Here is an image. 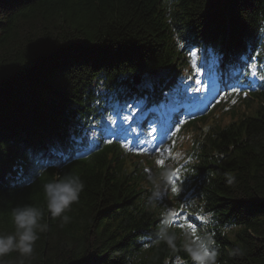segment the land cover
Returning a JSON list of instances; mask_svg holds the SVG:
<instances>
[{
  "label": "trees",
  "instance_id": "obj_1",
  "mask_svg": "<svg viewBox=\"0 0 264 264\" xmlns=\"http://www.w3.org/2000/svg\"><path fill=\"white\" fill-rule=\"evenodd\" d=\"M225 4L229 52L264 34V0H0V234L14 233L12 211L23 205L39 208L46 225L30 256L11 252L3 264L183 263L176 233L167 232L174 247L159 239L141 179L123 172L117 146L37 175L46 163L40 152L72 144L96 87L112 91L135 74L183 69L185 38L218 42ZM259 99L255 112L235 113L207 133L187 126L207 150L204 211L233 233L215 236L217 264H264V94ZM66 175L84 188L63 223L47 211L43 186Z\"/></svg>",
  "mask_w": 264,
  "mask_h": 264
},
{
  "label": "clouds",
  "instance_id": "obj_2",
  "mask_svg": "<svg viewBox=\"0 0 264 264\" xmlns=\"http://www.w3.org/2000/svg\"><path fill=\"white\" fill-rule=\"evenodd\" d=\"M84 188L78 176L66 175L56 181L43 186L47 211L52 217H60L63 223L70 220L68 215H62L70 206L79 199V194ZM42 211L39 208L23 205L13 209L12 222L15 231L12 234H0V257L17 252L23 257L30 256L33 252L34 242L39 238L37 230L45 231L46 225L40 223ZM159 239L174 247L175 236L168 235L166 227H162ZM215 244L211 236L198 238L194 243H186L184 248L193 264H217V253L210 250ZM3 264V261H0ZM20 264H24L21 260Z\"/></svg>",
  "mask_w": 264,
  "mask_h": 264
},
{
  "label": "snow or ice",
  "instance_id": "obj_3",
  "mask_svg": "<svg viewBox=\"0 0 264 264\" xmlns=\"http://www.w3.org/2000/svg\"><path fill=\"white\" fill-rule=\"evenodd\" d=\"M207 66H208V61L205 60V59H202L201 62H200V68H201V70L206 69ZM129 107L135 109V108L138 107V105L135 104V103H132L131 105H129V104H124V105H121V106H120V108H122L123 110H124L125 108H129ZM122 112H123V111H122ZM123 119H124V120H134V121H136L137 124H140V123H141V120L143 119V112H141V118H140V119H137L136 113H135L134 111L131 112L130 114H125V115L123 116ZM115 134H116V133L113 132V135H115ZM158 163L162 166V165L164 164V161H163V160H160V161H158ZM176 191H177V189H176L175 187H173V188H172V192L175 194ZM172 215H176V213H172ZM188 227L191 229L193 226H192V225H188ZM193 235H195L194 230H193Z\"/></svg>",
  "mask_w": 264,
  "mask_h": 264
},
{
  "label": "bare ground",
  "instance_id": "obj_4",
  "mask_svg": "<svg viewBox=\"0 0 264 264\" xmlns=\"http://www.w3.org/2000/svg\"><path fill=\"white\" fill-rule=\"evenodd\" d=\"M232 112L233 113H231V112L229 113L231 115V117L229 119L230 121L234 120V116H235V112L234 111H232Z\"/></svg>",
  "mask_w": 264,
  "mask_h": 264
}]
</instances>
